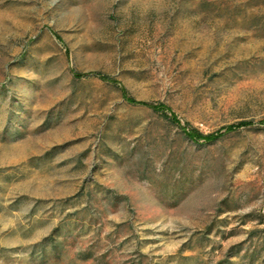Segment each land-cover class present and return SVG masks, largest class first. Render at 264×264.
<instances>
[{"label":"rangeland","instance_id":"374dc122","mask_svg":"<svg viewBox=\"0 0 264 264\" xmlns=\"http://www.w3.org/2000/svg\"><path fill=\"white\" fill-rule=\"evenodd\" d=\"M0 264H264V0H0Z\"/></svg>","mask_w":264,"mask_h":264}]
</instances>
